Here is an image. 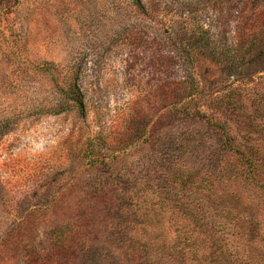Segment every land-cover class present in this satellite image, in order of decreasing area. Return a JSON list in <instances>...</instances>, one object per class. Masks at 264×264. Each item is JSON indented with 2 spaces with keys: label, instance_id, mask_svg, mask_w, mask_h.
<instances>
[{
  "label": "rangeland",
  "instance_id": "rangeland-1",
  "mask_svg": "<svg viewBox=\"0 0 264 264\" xmlns=\"http://www.w3.org/2000/svg\"><path fill=\"white\" fill-rule=\"evenodd\" d=\"M72 78L83 112H38ZM230 90L247 119L211 108ZM261 95L264 0H0V264H189L172 209L192 198L171 175L218 162L206 118L255 137ZM223 187L192 196L218 227L264 216L250 188Z\"/></svg>",
  "mask_w": 264,
  "mask_h": 264
},
{
  "label": "trees",
  "instance_id": "trees-1",
  "mask_svg": "<svg viewBox=\"0 0 264 264\" xmlns=\"http://www.w3.org/2000/svg\"><path fill=\"white\" fill-rule=\"evenodd\" d=\"M243 53L249 55L253 52L250 50ZM237 58L245 60V55H238ZM40 70L42 72L53 71L48 67L47 69L40 67ZM74 80L75 78H72L61 86L54 85L56 91L52 99L48 100L50 103L38 112L57 115L75 110L82 113L84 110L83 95ZM261 96L262 98H258L251 105L252 112L262 118L261 121L249 120L251 132L256 134L255 137L245 138L243 142L237 144L234 142V138L229 135L224 123H214L207 118L205 120V115H200L206 125L212 126L220 134L222 151L218 162L208 168L204 167L202 170H193L190 173L189 183L181 182L177 172H173L171 175L172 188L177 186L182 196L187 194L190 199L192 198L191 204L187 208L172 209L175 213L174 222H179L176 228L186 230L183 243L185 242L184 245L189 249V264H264V260L260 261L259 259L258 262H250L253 252L259 251L264 255V250L260 249L261 245L253 244L254 241L258 240L259 242L260 237L264 235V97ZM211 104L213 110L222 114L228 113L227 116L230 118L245 120L248 117V112H245V109L249 107H245V103L240 100V93L236 90L223 92L218 98L212 100ZM190 115L198 118L199 113L195 111ZM2 132L0 131V134ZM102 162V158L94 157L91 164L95 166ZM227 182L236 188H250L252 198L245 200L244 206L248 209L257 205V208L263 212L261 214L263 217H255L258 210H251L249 214L252 216L249 215V218L243 217L234 209L228 210L226 217L229 223L226 228H221L215 224L214 215L210 211V203L194 202L192 196L196 192L199 191L208 197L216 195L218 192L224 191L223 184ZM219 196L222 200L226 195L220 193ZM233 197L235 196L233 195ZM155 200L161 209L166 198L157 196Z\"/></svg>",
  "mask_w": 264,
  "mask_h": 264
}]
</instances>
